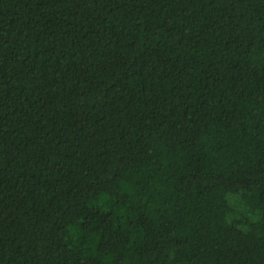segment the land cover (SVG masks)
<instances>
[{"label": "trees", "instance_id": "trees-1", "mask_svg": "<svg viewBox=\"0 0 264 264\" xmlns=\"http://www.w3.org/2000/svg\"><path fill=\"white\" fill-rule=\"evenodd\" d=\"M0 264H264V0H0Z\"/></svg>", "mask_w": 264, "mask_h": 264}]
</instances>
